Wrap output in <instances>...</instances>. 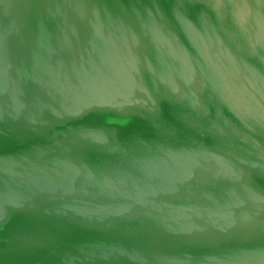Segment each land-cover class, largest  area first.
Segmentation results:
<instances>
[{
	"label": "water",
	"instance_id": "95a60500",
	"mask_svg": "<svg viewBox=\"0 0 264 264\" xmlns=\"http://www.w3.org/2000/svg\"><path fill=\"white\" fill-rule=\"evenodd\" d=\"M0 264H264V0H0Z\"/></svg>",
	"mask_w": 264,
	"mask_h": 264
}]
</instances>
